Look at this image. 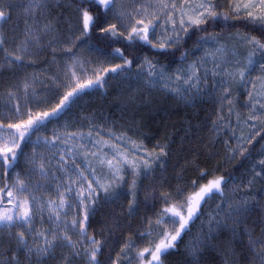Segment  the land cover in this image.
<instances>
[{
	"label": "rangeland",
	"instance_id": "374dc122",
	"mask_svg": "<svg viewBox=\"0 0 264 264\" xmlns=\"http://www.w3.org/2000/svg\"><path fill=\"white\" fill-rule=\"evenodd\" d=\"M22 2L25 3L24 0H0V4H2L7 11L9 9L7 8V5ZM163 2H165V0H116L117 6L115 7V11H122L125 13V17L123 18L124 26L120 28V31L123 33L128 32L135 20L144 18L142 12L137 13V9H143L149 4L151 7L147 8L148 12L157 13L160 15V19L163 22L166 18L164 14L160 13V5ZM167 2L171 4L172 0H167ZM186 2H188V0H175L177 8ZM47 3L48 11L51 12L50 17H53L55 22L50 20L48 21L49 23L46 22V20H43L44 23L41 21L38 22L40 27H43L45 24H51L52 30L46 33H39V43L37 44L33 42L29 44V50L27 53H24L21 48L22 42L25 40V31L19 28V26L26 27L25 21L27 20L28 23L31 20V18L24 13L25 6L10 8L8 16L10 20L8 21L7 17L3 19L4 23H2L3 20H0V32L3 34L0 38L4 41L3 50H0V123L1 121L4 124L15 123L18 122L19 119L27 118L26 115L17 116L14 113V106L17 103L22 106L25 113H27L29 109L32 110L33 114L38 111L51 109L56 103H58L57 101L61 99L63 93L71 90L72 87H75L76 83H84L87 79H94L95 75L104 68H109L119 62L116 58L106 55L102 56L95 50L90 49L86 41H81L83 37H81L80 40L76 39L80 36V31L76 26L78 13L73 6L69 5L64 0H47ZM231 3H233V1ZM60 7H62V9L61 11H58ZM229 9L234 15H237L233 10V6ZM242 13L244 12H240L239 14ZM109 14H111V23H117V20L113 17V13L110 11ZM43 16L45 17V11L42 15L38 14L37 19L39 20L40 18H43ZM65 16H68L69 18ZM150 18V16L145 18V22ZM176 18L177 20L179 19L178 14ZM65 21L71 23L66 25V23H63ZM4 24H9L11 30L9 31L8 29H5ZM162 31L163 29L157 25V34L151 38L153 43H157ZM215 37L216 39L214 42H201L199 47L196 46L190 50V55L187 61L179 66L170 67L165 64L157 65L151 62L155 65V71H163L164 79L149 77L148 73L153 71V69L149 68L148 64L145 63L146 60H150L148 58L144 59L142 62L143 68L137 70L136 73H119V76L116 77L115 81L109 82L112 83L113 86H107L105 84L106 91L108 90V95L106 94V98L102 99L105 109L99 107L98 109L89 110L87 107L89 102L93 99L90 96H85L70 105L68 113L71 114V119H69V121H64L63 123L55 121L50 125V130L41 129L39 132L34 133L32 142L27 144V146L32 148L30 151L24 153L19 161L21 163L29 164L30 167L33 168L31 176L32 180L29 181L26 177L27 179H24L23 181L27 186V190L16 192V196H19L21 199L25 196H34L37 200L42 202L51 199L58 203L59 195L57 185L61 182H67L69 179L76 178V172L74 170L75 164L80 165L81 169L84 170L88 176V179H99L102 184L108 183L113 179L112 175L108 173L106 168H101L98 164L97 158L91 155V153L98 151V146L94 143L96 140L110 141L119 144L122 149L128 148L130 159L132 158L133 151H136L135 158L138 161L148 158L147 154L149 153L152 154V157H158L151 160L152 166L147 171H150L157 165H162L168 153L166 149L167 147L164 145L158 146L157 149L152 150L151 152L145 150L143 146L138 150H133L132 142L142 145L141 142L138 141L134 131H138L140 128L135 125L137 121L133 122L130 119L131 116H129L128 119L123 117L122 112L123 108H127L126 110L128 111L129 108L133 107L131 109L138 111L137 113L139 114V110L143 107L149 108L152 105H159L157 100L156 102L149 100V94L157 95L155 98H158L159 101L162 100L168 103L174 102L181 107L183 105H191L192 103L203 99L215 102L218 106V114L213 126L215 129L214 132H216L218 137L221 138L229 136L228 138H230L229 142L231 148L229 147L230 151L228 157L230 159L238 157L239 153L246 149L248 143L253 142L254 139L264 130V107H261V105H264V73L259 70V63L264 62V52H254L252 46L244 39V37L250 39L251 36L249 35L233 33L232 35ZM72 41H75V44L71 43ZM69 47L72 48L71 55L65 54L64 51ZM18 48L20 49L19 51ZM205 53L210 55L205 57ZM249 53H253V58L257 61L256 70L248 73L245 81L241 82L238 73L246 63ZM6 54H11L12 57L22 55L23 63L18 62L10 64L8 58H6ZM46 54L47 57L44 56ZM73 57L78 59L86 67L95 69L96 72L89 71L86 75H80L78 80L72 81L71 74L69 73L66 76L65 73L68 72L67 66L72 63ZM201 57H205V61H201ZM40 61L43 63L40 65H32L33 63H38ZM193 61L202 64V67H200L197 72L199 79H193L188 84H185L183 79L177 80L175 77L179 74L178 70L181 68L187 69ZM217 64L220 65L221 70L235 72V78L230 75L222 74L214 76L213 70L214 66ZM9 68L13 72V75L8 73L12 76L6 78ZM138 73H142L139 78L137 77ZM57 76L59 77V80L55 79ZM61 82H63V86L57 89V84H60ZM25 83L31 85V88L27 93L30 102H25ZM224 88H228L229 92L225 93L223 91ZM33 89L35 90L34 92ZM173 89H178L179 91H173ZM95 91L99 92L98 89H95ZM9 92L15 93V98L10 99ZM240 94L245 97L249 105L245 113L236 110L235 100H237ZM139 97L141 99L140 101L138 99ZM37 100L42 102L37 104ZM116 103L118 104L117 106L115 105ZM108 105L112 108L117 122L129 123L133 127H131L133 131L123 130L121 128L115 129L117 122L110 120L113 115L109 113L106 114V112L103 111L109 110ZM85 110H89L90 112L85 113ZM68 133H78L79 135L72 138L67 136ZM89 133H91V136H89ZM122 135L126 138L125 140L115 139ZM54 136H58L60 139L54 140ZM37 137H47L52 143L45 144L42 139L37 141ZM0 143H2V141H0ZM70 147L75 155L68 153L67 150ZM256 147L257 149L249 155L251 160L249 164H246L245 172L239 174L234 180H228L227 185L224 188V193L227 192L229 194V200L227 201L229 204H224L225 208L229 205L235 207L239 204L243 205L246 210L247 207L251 208L252 204L258 207L259 203L261 211L263 210L264 212V195L260 199H257L254 195L249 201L248 199L243 198L246 187H248L252 193L257 191L256 184L264 176V174H256L257 172H260L262 168L259 161L264 160V138L260 140L259 144H256ZM161 148L164 149V155H158ZM105 151L108 152V156L111 158V150L105 148ZM61 152L65 153V168L69 170L67 173L61 171L58 167V161L61 160ZM73 161H75V164H73ZM41 162L46 166V175H41L39 171V165ZM93 169L95 170V176H92ZM139 171L141 173L144 172L142 165ZM2 172L3 169L0 168V175H2ZM124 172L121 173L124 179L119 180L109 193L106 194L102 189L98 188L95 193L96 198H99L98 202L105 197H109L114 190L125 181ZM16 173L17 169H15L13 175L9 176L11 180L10 187L15 183L18 177L16 176ZM139 176L140 175H134L133 182L135 181V190ZM18 178L22 180V178ZM133 182L131 184L132 191ZM81 184L86 188L87 181L81 180L75 186V190L71 194V202L74 206L72 208H66L64 212H62L61 220L58 222L61 228H63L62 225L64 220L62 219L64 215L67 216V214L70 213V217L72 215V218L79 215V209L75 206L77 205L75 191L80 189ZM63 188H65L64 185ZM198 189L199 187L196 188V190ZM59 191L64 190L60 188ZM214 199L218 202L221 200V197L215 195ZM240 199H242V201L239 202ZM255 200H257L258 203ZM6 206L8 208L13 207V205L8 204V202H6ZM215 209L216 206H211L210 211L203 219V228H198L194 234L195 237L191 239V241H195L197 237H203L204 234L207 233L206 223L208 224L209 216L214 213ZM13 210L19 211L16 208H13ZM244 211L239 213L236 218L239 219L241 214L246 213ZM218 219L230 220L226 219L223 215L218 217ZM176 227H178V223ZM204 227L205 231L203 232ZM153 228L154 233L149 237V242L151 241L152 247H154L155 243H158L161 238L158 233H162L165 228L169 231H174V226L171 224L160 225L157 227L154 222ZM73 234H79L78 226ZM148 246L149 243L146 247ZM62 250L65 251L64 249ZM125 250L124 255L121 257V260L123 259L124 262L128 261L130 259L129 257L133 254L131 248H126ZM146 257L149 258L150 253L146 254ZM256 260H258V262L260 261L258 258H256ZM81 262L82 264H87L84 261ZM6 263L12 264L10 257L7 258Z\"/></svg>",
	"mask_w": 264,
	"mask_h": 264
},
{
	"label": "trees",
	"instance_id": "16d2710c",
	"mask_svg": "<svg viewBox=\"0 0 264 264\" xmlns=\"http://www.w3.org/2000/svg\"><path fill=\"white\" fill-rule=\"evenodd\" d=\"M24 1L26 3V0ZM64 1L73 6L75 10L77 4H79L81 8L88 7L93 14H96L98 11L102 12V10L98 9L95 5L80 3V0ZM232 1L233 0H213V4L216 5L214 11L219 13V17L209 19L204 25H201L199 29H189V32L183 35L179 43L173 47L159 49L139 41L129 42L122 36L115 38L104 37L101 36L98 29L90 31L81 41H86L90 49L95 50L102 56L106 55L118 59L119 62L117 64H122L123 60L117 56L112 49L120 48L124 56L133 61L129 67L119 72L121 74L136 73L137 70L141 68L140 66L143 60L147 58L157 65L165 64L170 67L179 66L187 61L190 50L201 43L199 38L209 34L220 37L223 35H232L233 33L245 34L256 37L264 43V31L260 29L259 25H255L250 20L245 19L246 13L234 15L230 11L229 8L233 5V3H231ZM25 3L22 2L11 5H13V7H23L26 6ZM116 6L115 3L114 9ZM61 9L62 7H60L58 11H61ZM44 11L45 17L43 16V18H40L38 21L42 23H44L43 20H46V22L49 20L55 22V19L50 17L51 12L48 11V7ZM107 17V21L102 26H107L108 23H111V14L108 13ZM8 20H10V18ZM2 23H4V20ZM32 23L31 19L28 24L31 25ZM63 23L68 25L71 22L65 21ZM4 28L9 31L11 30L9 24H4ZM19 28L25 31V27L19 26ZM124 35L126 36L127 32L124 33ZM2 36L3 34L0 32V37ZM44 56L47 57V54ZM41 63L43 62L40 61L32 65H40ZM8 70L6 78L13 75L11 69L9 68ZM119 73L107 74V82L105 84L107 86H113L112 83L109 82L115 81ZM106 85H104L103 88L86 89L85 93L81 94L76 101H79L80 98H84L85 96H90L93 100L89 102L87 107L89 110L98 109L99 107L105 109L102 99L106 98V94L108 95ZM95 89H98L99 92L95 91ZM65 93H63V95ZM155 97H157V95H148L149 100L152 102H156L157 100L159 105H152L149 108L143 107L139 110V114L137 113L138 111L131 109L133 107L129 108L128 111L126 110L127 108H123V117L128 119V117L131 116L130 119L133 122L137 121L135 125L140 129L134 131L138 141L141 142L145 150L151 152L157 149L158 146L164 145L167 147L168 153L162 165H157L150 171H147L146 175L141 174L138 177L135 190L136 201L134 212L130 213L129 211V201L133 198L131 184L134 179V174L130 168L126 169L124 172L125 181H123L109 197H105L100 202H98L99 198H96L95 203L92 205L95 210L90 214L86 230L87 236L94 237L95 240L101 242V250L97 253L99 264H113L114 261H118V264H141V261L137 257V253L148 245L150 235L147 233L149 231L151 234L154 233L153 225L157 218V213L168 206L160 199V195L162 193L171 194L169 197V205H171L194 190L190 187L193 180L197 181L196 188L207 184L209 180L219 176H224L227 182L231 179L234 180L239 174L245 172L246 164H249L251 160L249 155L257 149L256 144H259L260 140L264 138L263 130L253 142L248 143L246 149L239 153L238 157L230 159L228 157L231 148L229 136L221 138L214 132L215 129L213 126L218 114V106L215 102L203 99L191 105H183L181 107L174 102L168 103L162 100L159 101V99ZM138 99L139 101L141 100L140 97ZM57 102H59V100ZM115 105L117 106L118 104L116 103ZM235 105L236 110L242 113H245L249 106L242 94L235 100ZM108 108L109 110L103 111L106 112V114L109 113L113 115V120H110L117 122L112 108H110L109 105ZM89 110H85L84 112H90ZM70 117L71 114L68 113L67 109L59 119H53L51 122L47 123L46 128H42V130H50V125H52L53 122L58 121L59 123H63L64 121H69V119H71ZM128 124L117 122L115 129L121 128L123 130L133 131V129H131L132 126ZM33 137L34 134L32 135V138ZM27 144H25L23 148V153L30 151L32 148L27 146ZM20 157H22V155ZM20 159L21 158H19L16 164L18 167L12 168L7 176H5L3 170L2 175H0V188L4 186L6 181L10 187L11 180L9 176L14 174L15 169H17L16 176L22 178V180L27 178L29 181L32 180L33 168H31L29 164L19 162ZM202 172H206L207 175L200 178ZM67 182L59 183L62 185L61 188L63 190V185L65 187L68 186ZM256 187L257 191L253 193L246 187L243 198L249 201L254 195L257 199L263 197L264 176L257 182ZM177 188L183 189L180 196L176 195ZM114 193L118 194L117 197L111 198ZM215 195L220 196L219 194H214L209 197L207 203L204 205L200 219L194 222L191 226V231L183 235V238L178 241L174 250H169L167 254L161 257L163 264H260V261L258 262V260H256V257L253 256L252 251L248 247L249 236L246 232V230H250L252 232V237L256 238L261 235V229L264 228V212L263 210L261 211L260 204L257 200L255 201L258 203V207L252 204L251 208H246L244 211L246 213L240 215L238 219L239 223L234 225L236 228L235 233L231 231L233 220H224L229 225V228L216 231L211 238L207 239L205 244L200 246V251L197 252L194 257L190 254L189 245L193 242L191 239L195 237L194 234L198 228L201 227L205 215L210 211L211 206L215 207L218 203H221L222 198L217 202L214 199ZM7 198V193H3V200L0 202V210L7 207ZM17 198L23 200L19 196H17ZM224 199L226 200L225 204H229V202H227L229 200V194L227 192L224 193ZM242 199H240L239 202L242 201ZM37 201L42 202L40 200ZM85 202L87 203V201ZM78 204L79 201L77 200V205ZM78 209L79 215L77 216L83 219V208L80 207ZM34 211L35 214L32 218L31 225L25 226V228H31V231H26V239L29 248L35 247L40 243V240L36 239L35 234L37 232L46 231L48 237L51 238L52 231L55 228L54 221L49 220L50 213L46 206L40 209L39 204H37L34 206ZM69 217L70 213H68L67 216L64 215L62 220L70 222L72 215L70 218ZM149 220L152 221L151 228L149 227ZM206 225L208 230V224L206 223ZM205 227L203 232L205 231ZM19 231H25V229L18 226H12L10 228L0 227V264H7V258L10 257L11 259L13 255L17 257L18 264H64V257L66 256H70L71 264H82L81 261L89 264L88 256L94 245L87 242L86 237L81 238L79 234H73V231L67 233L76 244V249L80 253L79 255H70L73 249L62 246L64 242L59 241L57 247L53 250V255L38 259L35 253L29 256L26 251L18 248L15 234ZM141 233H145V235L141 236ZM126 244L129 245L128 248L133 250V254L129 257L130 259L128 261L124 262L123 259L121 260V257L126 250L121 253V249L125 248Z\"/></svg>",
	"mask_w": 264,
	"mask_h": 264
},
{
	"label": "snow or ice",
	"instance_id": "6c2138e0",
	"mask_svg": "<svg viewBox=\"0 0 264 264\" xmlns=\"http://www.w3.org/2000/svg\"><path fill=\"white\" fill-rule=\"evenodd\" d=\"M80 3H85L87 5H95L101 11H98L96 14H93L88 7L81 8L77 4L76 12L78 13L76 19V25L80 31V36L77 37V40H80L81 37H86L90 31L93 29H98L101 36L104 37H123L129 42L139 41L143 44L152 46L153 48L165 49L168 47H173L177 45L179 41L183 38V35L189 32V29H199L201 25H204L209 19H215L219 17V13L214 11L216 5L213 4V0H188V2L181 4L177 8L175 0H172V3L169 4L167 0L161 3L160 13L164 14L166 18L163 22L160 19V15L157 13H149L147 8L151 7L149 4L143 9H137V13H143L144 18L136 20L132 24L131 29L127 32L125 36L120 28L123 27V18L125 17L124 12H117L114 9L116 0H80ZM233 10L238 15L240 12L246 13L245 19L250 20L253 24L259 25L260 29L264 31V0H233ZM13 5H7V8H11ZM48 7L47 0H26V6L24 7V13L29 16L33 23L29 25L27 20L25 21V40L22 42L21 48L24 53H27L29 50V44L35 42L39 43L40 35L38 33H46L52 30L51 24H45L43 27H39V22L37 19L38 14L42 15L44 10ZM113 13V17L117 20V23H108L107 26H102L107 21V14L109 12ZM179 15L177 20L176 16ZM9 16V12L5 10L4 6L0 4V20L5 19ZM150 16V19H147L145 23V18ZM82 25V27H81ZM157 25H159L163 31L160 33L157 43H153L151 37L157 34ZM170 26V27H169ZM201 42L208 43L214 42L216 37L214 35H207L199 38ZM247 40V43L252 46L254 52H264V43L258 40L256 37H251L250 39L244 37ZM3 39L0 38V50H3ZM71 43L75 44V41ZM197 47L200 44L196 45ZM20 49L18 48V51ZM65 54H72V48H66ZM112 51L119 56L122 60V64H115L109 68H104L98 74L95 75L94 79H87L84 83H76L75 87H72L70 91L66 92L58 103L55 104L49 110L38 111L33 114L32 110L29 109L25 113L22 109V106L17 103L14 106V113L17 116H25L26 119H19L15 123H0V168L4 170L5 176H7L10 170L16 166L19 158L23 155V148L25 144L32 142V135L39 132L42 128H46L47 123L51 122L53 119H59L63 112L69 109L72 103L76 102V99L83 93L86 89L92 88H103L107 82L106 77L109 73H119L121 70L129 67L133 61L124 56L120 48H114ZM219 51V50H217ZM208 53H205L207 57ZM214 55V54H213ZM205 57H201V61H205ZM9 63H23V56L16 55L12 57L11 54H6ZM148 64L149 68H152L153 71L148 73L149 77H156L159 79H164L163 71H155V65L151 61H145ZM257 61L253 58V53H249L246 63L239 70L240 81H245V78L248 73L256 70ZM68 72L65 73L67 76L71 74V80L75 81L80 78V75H86L89 71L96 72L95 69H90L81 63L78 59L73 57L72 63L67 66ZM143 68V65L140 66ZM202 67L201 63L193 61L187 69L181 68L178 70L179 74L176 75L177 80L183 79L185 84H188L193 79H199L197 72L199 68ZM260 72L264 73V62L259 63ZM222 74L230 75L235 78V72H227L226 70H221L220 65H215L213 70V75ZM142 75L138 73L137 77ZM56 80H59V77H55ZM63 86V82L57 84V89ZM195 86V85H193ZM31 85L28 83L24 84L25 89V102H30V98L27 96V93ZM35 90L33 89V92ZM173 91H179L178 89H173ZM225 93L229 92L228 88H224ZM9 98H15V93L9 92ZM42 101L37 100L36 103L39 104ZM264 107V105H261ZM78 133H68L67 136L75 138ZM91 136V133H89ZM43 140L45 144L52 143L47 137H37V140ZM54 140H59L60 137L54 136ZM116 140H125L126 138L118 136ZM130 139V138H127ZM66 142V141H65ZM95 145L98 146V151L91 153L93 157H96L98 164L101 168H106L108 173L113 177L108 183L102 184L99 179H88L85 171L81 169L80 165L75 164L76 178L68 180V186L64 188V191H59L62 187L61 184L57 185V191L59 195V202L55 200H47L43 202L37 201V198L34 196H25L23 200H19L16 196V192H23L27 190V186L24 181L17 177L15 184L9 187L7 181L4 186L0 188V202L3 200V193H7L8 204L13 205L12 208H4L0 210V227H12L18 226L24 228L25 231H19L15 234L17 239V245L20 250L26 251L29 256L35 253L38 259L46 258L53 255V250L57 247L59 241H63L64 245L73 249V252L70 255H79V251L76 249V244L71 240V237L67 234L69 231H75L77 226L79 227V236L81 238L87 239V242L94 245L92 247L90 255L88 256L89 264H99L97 260V253L101 250V242L95 240L94 237L87 236V221L90 218V214L95 209L92 205L95 203L96 196L95 193L97 188L102 189L106 194L109 193L114 185L117 184L119 180H123L124 177L121 175L126 169L131 168L134 175L147 174V170L151 168V160L158 158L152 157V154H147L148 158L142 160H137L135 158L136 151L132 152V158H129V149L121 148L117 143L105 141V140H96ZM105 148L111 150V158L108 156V152L105 151ZM133 150H138L142 148V145H138L135 142H132ZM68 153L75 155L72 152V148H68ZM164 149H160L158 155H164ZM87 156V154H86ZM61 160L58 161V167L61 171L68 172L69 170L65 168L64 158L65 153H60ZM259 164L262 166L261 171L257 172V175L264 174V160L259 161ZM143 166L144 172L141 173L139 170ZM39 171L41 175H46V166L43 162L39 165ZM93 176H95V170H92ZM207 175L206 172L201 173V177ZM87 181V187L85 188L83 184L80 185V189L75 191V199L79 201L76 207L83 208V219H80L78 216H74L71 221H64L63 228L60 227L58 223L61 220V214L66 208H72L74 205L71 202V194L75 190V186L81 181ZM94 185L96 187H94ZM197 181L193 180L190 187L194 189L191 193L184 195L182 199L176 201L169 205V197L171 194L162 193L160 199L165 205L161 211L157 213V218L155 220V226L159 227L160 225L171 224L174 226V231H169L167 228L162 233H158L161 238L158 243H155L154 247L149 242V246L143 248L137 253V257L141 261V264H163L161 257L168 253L169 250H174L176 244L179 240L183 238V235L191 231V226L194 222L200 219L204 205L207 203L210 196L214 194H219L222 198L221 203L216 205L214 213L210 214L208 219V230L203 237H197L195 241L191 242L189 247L190 254L194 257L197 252L200 251V246L205 244L208 238H211L214 233L218 230L229 228V225L222 219H218L223 215L226 219L233 220V227L231 231L236 232L235 224L239 223V220L236 219L239 213L245 210L243 205H237L233 207L229 205L227 208L224 207L226 200L224 199V188L227 185V179L224 176L215 177L208 181L207 184L196 189ZM15 190V191H14ZM183 192L182 188H177L176 195L180 196ZM118 194H113L111 198H116ZM132 200L129 201V211H135V201H136V191H135V181L133 182V191H132ZM85 201H88L86 203ZM39 204L40 209L47 207L50 215L49 220H53L55 223V228L52 231L51 238L48 237L46 231L37 232L36 239L40 240V243L35 247L29 248L28 241L26 239V231H31V228H25V226H30L32 218L35 214L34 206ZM13 208L19 209V211H14ZM54 214V215H53ZM178 223V227H176ZM149 227H152V221L149 220ZM203 228V224L201 225ZM247 235L249 236L248 247L252 251L253 256L260 260V264H264V228L261 229V235L259 237L253 238L252 232L246 230ZM151 235L149 231L147 233ZM145 233H141V236ZM259 246V247H258ZM129 245H125V248L121 249V253L128 248ZM150 253V258L146 257V254ZM119 255V254H118ZM12 264H18L17 257L13 255L11 257ZM64 264H71L70 256L64 257ZM113 264H118V261H114Z\"/></svg>",
	"mask_w": 264,
	"mask_h": 264
},
{
	"label": "bare ground",
	"instance_id": "6f19581e",
	"mask_svg": "<svg viewBox=\"0 0 264 264\" xmlns=\"http://www.w3.org/2000/svg\"><path fill=\"white\" fill-rule=\"evenodd\" d=\"M9 10V9H8ZM7 19H9L8 17H7ZM9 21V20H8Z\"/></svg>",
	"mask_w": 264,
	"mask_h": 264
}]
</instances>
